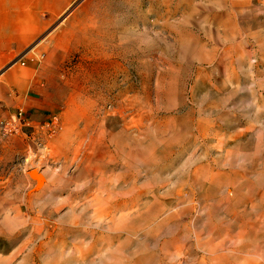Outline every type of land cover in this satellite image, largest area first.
Listing matches in <instances>:
<instances>
[{"label":"rangeland","instance_id":"obj_1","mask_svg":"<svg viewBox=\"0 0 264 264\" xmlns=\"http://www.w3.org/2000/svg\"><path fill=\"white\" fill-rule=\"evenodd\" d=\"M74 26L0 66V118L9 73L48 114L0 130V264H264V0H95Z\"/></svg>","mask_w":264,"mask_h":264},{"label":"crops","instance_id":"obj_2","mask_svg":"<svg viewBox=\"0 0 264 264\" xmlns=\"http://www.w3.org/2000/svg\"><path fill=\"white\" fill-rule=\"evenodd\" d=\"M93 1L95 0H0V66L4 65L6 52L24 51L38 36L49 34L55 29H59L61 34L78 33L70 28L74 26L86 4ZM6 77L11 85L22 91L16 104L24 107L31 116L46 119V106L41 101L46 95L43 80L35 77L33 83L28 84L14 73H9Z\"/></svg>","mask_w":264,"mask_h":264},{"label":"built area","instance_id":"obj_3","mask_svg":"<svg viewBox=\"0 0 264 264\" xmlns=\"http://www.w3.org/2000/svg\"><path fill=\"white\" fill-rule=\"evenodd\" d=\"M15 62H20L24 65L23 61L18 59ZM30 125V120L25 115V111L22 108H17L15 111L8 112L5 116L0 118V130L7 135L18 134L22 132L23 128Z\"/></svg>","mask_w":264,"mask_h":264},{"label":"bare ground","instance_id":"obj_4","mask_svg":"<svg viewBox=\"0 0 264 264\" xmlns=\"http://www.w3.org/2000/svg\"><path fill=\"white\" fill-rule=\"evenodd\" d=\"M36 171H37V170H34V171H33V172H34L33 174L36 175V176H39L38 173H37ZM39 177H40V176H39ZM40 178H41V177H40Z\"/></svg>","mask_w":264,"mask_h":264},{"label":"water","instance_id":"obj_5","mask_svg":"<svg viewBox=\"0 0 264 264\" xmlns=\"http://www.w3.org/2000/svg\"><path fill=\"white\" fill-rule=\"evenodd\" d=\"M33 171H34V170H31L30 173L33 174V173H34ZM33 176H34V175H33ZM37 179H38V177H37ZM38 181H39V179H38Z\"/></svg>","mask_w":264,"mask_h":264}]
</instances>
